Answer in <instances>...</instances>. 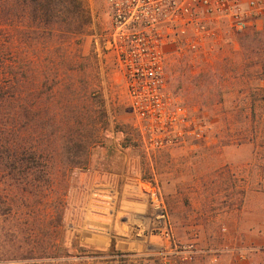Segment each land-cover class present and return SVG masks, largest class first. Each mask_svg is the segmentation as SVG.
<instances>
[{
  "label": "rangeland",
  "instance_id": "1",
  "mask_svg": "<svg viewBox=\"0 0 264 264\" xmlns=\"http://www.w3.org/2000/svg\"><path fill=\"white\" fill-rule=\"evenodd\" d=\"M88 2L93 16L90 33L79 37L76 43L71 42L68 54L75 57L79 68H86V76L100 93L93 102L94 107L99 109L97 102L104 100L109 117L107 129L122 132L125 142L127 139L130 146L138 147L140 136L134 127L124 77L111 50L113 27L108 0ZM259 30H264V20L257 30L243 34L231 31L225 24L216 28L217 37L209 40L202 51L168 50L169 88L192 109L195 120L207 123L206 136L199 142L159 152L151 159L144 155L142 168L145 177L162 189L175 239L179 247L188 251L187 261L182 259L183 255H169L158 246H146L148 248L140 252L135 245L117 243L106 236L94 239L81 233L67 236L63 229L64 212L62 227H48L47 241L52 240V244L42 254L41 249L29 247L34 238L23 232L19 234L15 220L11 224L4 222L1 204L0 261L221 264L225 257L231 256L234 262L246 264L255 255H264V246L243 242L234 245L229 235L230 230L235 231L236 220L257 221L264 226V91L259 87L262 83L257 67L250 65L251 57L246 59L248 54L240 43L241 37ZM11 34L12 48L7 49L8 44L2 39L0 57L5 66L9 64L17 72L23 67L31 77L30 68L35 59L33 45L20 34ZM254 101L255 107L252 106ZM104 140L103 131L101 142L94 148ZM240 144L246 149H240L237 146ZM93 149L91 159L95 154ZM3 182L0 174V203L5 188ZM68 187L69 183L64 189L63 211ZM255 190L259 194H253ZM245 208H253V213L244 214ZM48 212L56 216L52 208H48ZM9 226L15 232L13 242L9 241ZM7 248L12 254L5 255L3 250Z\"/></svg>",
  "mask_w": 264,
  "mask_h": 264
},
{
  "label": "built area",
  "instance_id": "2",
  "mask_svg": "<svg viewBox=\"0 0 264 264\" xmlns=\"http://www.w3.org/2000/svg\"><path fill=\"white\" fill-rule=\"evenodd\" d=\"M108 5L111 50L124 77L140 145L126 146L123 133L113 128L104 131V142L93 149L96 159L71 172L63 229L73 237L106 236L140 252L158 246L187 261L162 189L142 168L144 155L151 159L206 136L207 123L195 120L192 109L169 88L168 50L202 51L225 24L237 34L257 30L264 20V0H108Z\"/></svg>",
  "mask_w": 264,
  "mask_h": 264
},
{
  "label": "trees",
  "instance_id": "3",
  "mask_svg": "<svg viewBox=\"0 0 264 264\" xmlns=\"http://www.w3.org/2000/svg\"><path fill=\"white\" fill-rule=\"evenodd\" d=\"M92 23L88 0H0V42L5 38L11 49V33L16 32L35 52L31 77L23 67L17 72L5 66L0 57V174L5 185L0 204L4 222L15 220L19 234L34 238L29 247L42 254L52 244L48 227H62L71 172L90 164L91 151L109 125L104 100L94 107L100 93L86 68L68 54L71 42L88 35ZM240 41L264 91V30ZM125 145L130 146L127 139ZM9 231L13 242L15 232ZM3 252L12 254L8 248Z\"/></svg>",
  "mask_w": 264,
  "mask_h": 264
},
{
  "label": "crops",
  "instance_id": "4",
  "mask_svg": "<svg viewBox=\"0 0 264 264\" xmlns=\"http://www.w3.org/2000/svg\"><path fill=\"white\" fill-rule=\"evenodd\" d=\"M240 146V149H246L243 144L237 145ZM95 153V152H94ZM96 159V155H92L91 161ZM253 194H259L258 190H255ZM260 211V210H259ZM244 214L247 212L253 213V208L248 209L245 208L243 210ZM263 229V231H261ZM230 230V229H229ZM235 231L230 230L231 240L230 243L236 245L237 243H245L250 245L264 246V226L258 225L257 221H238L236 220V224L234 227ZM229 243V244H230ZM230 249V248H227ZM235 260L231 259V256H227L223 259V263L221 264H244L234 262ZM246 264H264V255H255L248 263Z\"/></svg>",
  "mask_w": 264,
  "mask_h": 264
}]
</instances>
